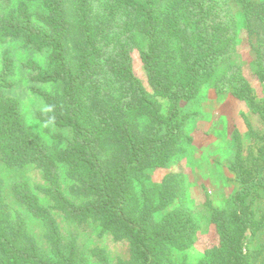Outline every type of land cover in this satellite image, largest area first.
Listing matches in <instances>:
<instances>
[{
    "label": "trees",
    "instance_id": "1",
    "mask_svg": "<svg viewBox=\"0 0 264 264\" xmlns=\"http://www.w3.org/2000/svg\"><path fill=\"white\" fill-rule=\"evenodd\" d=\"M43 1L50 12L38 14L37 23L25 6L17 13H0V42L24 36L32 47L51 50L50 67L41 70L34 65L32 79L62 82L64 90L56 97L39 92L48 103L39 118L71 128L73 138L65 148H51L29 130L18 100L2 93L11 85L7 64L0 73V157L9 165L30 164L40 170L49 182L42 191L50 198L51 208L66 219L81 226L99 224L117 239L128 241L131 258L119 264H174L167 248L183 249L192 237L187 209L181 204L160 222L153 217L175 199L183 200V177L166 176L158 192L143 188L142 198L134 184L144 178L146 169L163 167L180 151L184 118L179 104L195 98L220 60L235 49L232 13L223 0H113L104 4L76 0L71 19L65 0ZM241 1L249 32L264 33V4ZM123 17L129 32L145 35L147 49L141 61L154 94L136 76L124 46L106 58L105 50L112 45L117 22ZM256 73L264 82L260 52ZM236 74L234 79L241 85L237 97L250 99L249 83L241 71ZM156 96L169 100L167 115L161 113ZM142 116L151 120L145 132L140 131L138 121ZM261 146L258 159L263 164L254 160L252 171L244 168L239 150L233 166L241 185L235 208L230 214L217 212L213 218L220 237L214 264H251L240 239L253 222L244 206L245 197L253 187L264 185V140ZM61 166L74 182L77 200L64 191ZM14 192L44 222L53 256L37 246L23 220H11L5 213L0 181V264H88L76 238L62 241L54 216L29 185L17 183ZM93 253L101 264H110L104 250Z\"/></svg>",
    "mask_w": 264,
    "mask_h": 264
},
{
    "label": "rangeland",
    "instance_id": "2",
    "mask_svg": "<svg viewBox=\"0 0 264 264\" xmlns=\"http://www.w3.org/2000/svg\"><path fill=\"white\" fill-rule=\"evenodd\" d=\"M111 1L113 0H99L101 4ZM65 2V9L73 19L76 0ZM246 2L264 4V0ZM223 3L235 20V49L220 60L215 72L201 86L195 98L180 102V115L184 118L180 151L174 153L163 167L146 169L144 178L134 184L136 193L142 198L143 188L158 192L166 176L182 175L185 186L183 200L175 199L168 207L154 213L153 217L155 222H160L181 204L187 209L192 237L183 249L172 246L167 248L174 264H214V252L220 249V237L213 218L217 212L230 214L235 208L234 198L241 185L233 166L237 164L239 150L245 169L252 171L254 160L263 164L258 156L264 140L260 133L264 132V82L258 79L256 71L258 52L264 58V33L249 32L241 0H223ZM22 6L27 8L35 23L38 22V14L48 16L50 12L49 5L43 0H3L0 1V13H17ZM117 23L112 35V45L105 50L106 58L115 56L121 46H124L131 56L136 76L146 90L154 94L141 61V53L147 49L145 35L129 32L124 17ZM184 24L191 31L194 30L189 20L185 19ZM50 58V49H36L28 44L24 36L8 37L6 41L0 42V73L9 64L8 82L11 83L9 87L2 89V93L18 100L27 127L40 140L51 148H65L73 138L72 129L43 122L39 118L40 113L48 110V103L39 92L52 97L61 96L63 83H43L32 79L35 74L34 65L47 70L51 64ZM238 71L243 73L249 83L250 99L237 97L241 93V85L234 79ZM156 99L161 113L167 115L169 100L165 96H156ZM138 121L141 132L151 126V120L147 116L140 117ZM59 176L66 195L77 200L73 195L74 182L68 178L64 166H61ZM0 181L6 205L5 213L11 220L24 221L28 233L46 255L53 256L46 236V226L17 199L14 192L17 183L29 185L40 204L51 212L63 242L74 238L79 241L88 264H101L93 253L95 249L104 250L110 264L130 260L131 248L128 241L117 239L111 231H106L93 222L78 225L52 209L50 198L42 191L49 187V182L35 166L9 165L0 157ZM244 203L253 222L242 233L240 245L243 252L251 257V264H264V185L253 187Z\"/></svg>",
    "mask_w": 264,
    "mask_h": 264
}]
</instances>
